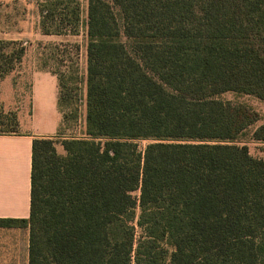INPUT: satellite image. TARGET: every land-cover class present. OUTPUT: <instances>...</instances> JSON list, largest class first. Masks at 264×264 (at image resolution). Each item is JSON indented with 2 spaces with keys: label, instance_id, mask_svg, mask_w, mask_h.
<instances>
[{
  "label": "trees",
  "instance_id": "obj_1",
  "mask_svg": "<svg viewBox=\"0 0 264 264\" xmlns=\"http://www.w3.org/2000/svg\"><path fill=\"white\" fill-rule=\"evenodd\" d=\"M71 2L39 3L42 33L78 32ZM84 26V135L32 139L29 216L0 227H28V264H264V158L238 142L261 116L219 97L264 101V0H87ZM25 49L0 38V80Z\"/></svg>",
  "mask_w": 264,
  "mask_h": 264
},
{
  "label": "rangeland",
  "instance_id": "obj_2",
  "mask_svg": "<svg viewBox=\"0 0 264 264\" xmlns=\"http://www.w3.org/2000/svg\"><path fill=\"white\" fill-rule=\"evenodd\" d=\"M46 0H0V38L22 41L25 55L22 63L0 80V108L14 112L18 119L16 132L39 131L53 139L56 150L64 154L61 138L84 135L85 73H86V20L87 0H71L79 6L80 20L77 33L44 34L39 26V3ZM41 73L55 76L57 94L47 84L35 85ZM57 74L63 75L64 87L58 85ZM35 85V86H34ZM60 89L61 93L60 94ZM69 93V94H67ZM67 94V95H66ZM66 97L58 106V98ZM222 99L243 102L257 110L264 121V101L253 95L228 91ZM54 98V99H53ZM77 109V120H62V113L70 114ZM68 104V105H66ZM251 125L238 137V142L247 146L253 156L264 158V143L252 138ZM143 149L149 140L136 141ZM137 194L138 191H134ZM139 235V230H138Z\"/></svg>",
  "mask_w": 264,
  "mask_h": 264
},
{
  "label": "crops",
  "instance_id": "obj_3",
  "mask_svg": "<svg viewBox=\"0 0 264 264\" xmlns=\"http://www.w3.org/2000/svg\"><path fill=\"white\" fill-rule=\"evenodd\" d=\"M56 83L55 76L46 73L35 80V85L51 86L54 98ZM40 135L45 134L36 130L0 134V218L29 216L31 146ZM28 236V227H0V264H28Z\"/></svg>",
  "mask_w": 264,
  "mask_h": 264
}]
</instances>
